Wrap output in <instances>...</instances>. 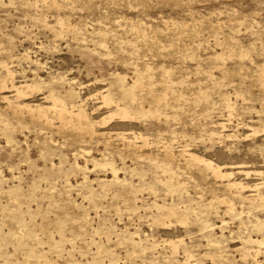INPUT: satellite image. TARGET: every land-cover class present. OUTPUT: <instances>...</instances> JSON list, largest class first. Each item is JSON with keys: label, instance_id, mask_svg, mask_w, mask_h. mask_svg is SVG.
<instances>
[{"label": "rangeland", "instance_id": "374dc122", "mask_svg": "<svg viewBox=\"0 0 264 264\" xmlns=\"http://www.w3.org/2000/svg\"><path fill=\"white\" fill-rule=\"evenodd\" d=\"M0 264H264V0H0Z\"/></svg>", "mask_w": 264, "mask_h": 264}]
</instances>
